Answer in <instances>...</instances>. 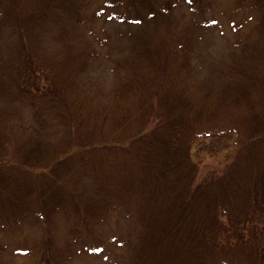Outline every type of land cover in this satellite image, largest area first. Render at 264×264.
<instances>
[{"label":"trees","instance_id":"16d2710c","mask_svg":"<svg viewBox=\"0 0 264 264\" xmlns=\"http://www.w3.org/2000/svg\"><path fill=\"white\" fill-rule=\"evenodd\" d=\"M7 1V9L1 10L0 5V14L8 15L9 41L16 40L9 46L16 54L13 57L21 60L19 51H23V98L33 101L36 112L44 106L50 120L73 127L78 135L67 136L59 145V156L56 145L43 144L41 136L28 148L14 149L6 159V133L0 125V218L7 212L13 222L21 215L14 213L19 209L26 216L37 211L43 223H54L58 211H70L93 236L90 246L94 252L105 251L109 257L115 247L133 244L132 264H264V135L259 132L264 130V98L258 105L246 100L249 85L264 93V72L254 63L261 49L248 45L216 70L215 81L200 83L191 79L190 71L198 66L193 59L201 56L200 43L218 23L210 13L213 0L148 2L134 22L144 24L142 29L122 32L131 44L123 57L113 55V86L107 90L90 76L89 85H71L69 95H56L55 90L69 80L57 78L51 60L58 66L64 60L51 52L46 59L51 63L44 68L29 56L36 29V10L31 8L38 0ZM247 2L256 8L264 29V0ZM141 4L137 0L136 8L141 9ZM68 6L63 4V14L58 6L48 4L45 12L56 13L57 20L76 18V10ZM185 8L190 17L184 20L177 11ZM0 33L7 39L2 29ZM69 34L72 30L65 24L58 35ZM62 40L66 47L72 45L74 55L69 54L66 63L68 77L93 64L97 52L92 46L84 45L81 50V42L73 37ZM13 57H9L12 65ZM40 69L44 71L38 73ZM9 74L13 71L0 76L11 78L7 86L12 91L20 87V76L16 79ZM28 79L32 82L27 86L24 80ZM41 79L47 82V96L30 89H39ZM64 103L68 107L62 108ZM246 104L250 110L242 114L238 107L243 109ZM8 119L4 117L3 122L12 126ZM244 121L247 126L242 131L239 124ZM216 133L240 137L242 147L234 144L232 148L236 157L244 152L246 159L234 157L223 172L197 182L194 144ZM54 156L57 161L47 169ZM13 157L17 161L8 163ZM33 201L38 205L34 211L30 210ZM114 212L117 222L131 219L133 233L131 225L128 229L117 226L102 231L97 239L94 233L109 224ZM254 215L258 217L252 223ZM77 227L60 249L63 253L59 255L56 249L53 264L71 259L69 250L75 237L78 240L82 235ZM52 246L48 238L45 248Z\"/></svg>","mask_w":264,"mask_h":264},{"label":"rangeland","instance_id":"374dc122","mask_svg":"<svg viewBox=\"0 0 264 264\" xmlns=\"http://www.w3.org/2000/svg\"><path fill=\"white\" fill-rule=\"evenodd\" d=\"M110 1L112 0H38L31 8L33 12L36 10L34 13L36 23L34 42L31 45L32 51L30 50L31 53L29 54L32 61L40 63L42 67L46 68L51 63L47 62L46 59L53 52L55 58L63 59L65 62L63 66H58L51 60L52 69L57 73V78L67 77V80H69L66 85L63 83L60 90H55L56 95L60 93L69 95L71 85H77L81 88V85L90 81V76L94 79L97 78L96 80L102 83L107 90L109 87L111 88L115 81V75L112 71L113 55L116 58L121 55L123 57L127 52L128 45L131 44L130 37L125 36V34L122 35V32L125 33L128 29H131L135 33L140 28L142 29L144 24L134 23L139 18L137 17L140 14L139 10H146L148 2L153 4L157 3L158 0H142L144 4H141V9L136 8L137 0H120L115 5H109L108 2L110 3ZM7 3V0L0 1L1 10L7 9L5 8ZM67 3H69L68 7L76 10V18L57 20L59 15L45 12L49 9L48 4H50V8L58 6L64 14L63 4L67 6ZM160 5L162 4L160 3ZM211 7L210 13L218 19V23L209 30L205 39L199 45L201 59H193L198 66L193 67L192 73L190 71L191 79L215 81L217 79L216 72L221 66H224V62H230L233 57L244 51V48H247L248 45L253 46L255 49H261V51L257 50L258 53H255L254 63H256L258 69L264 72V29L261 28L257 19L258 12L256 8L247 0H213ZM104 9H106L105 12ZM187 9L177 11L178 15L180 12L184 20L188 16L190 17L189 12L186 11ZM114 12L117 14H114ZM60 14L62 15V12ZM7 19L8 15L0 14V30L2 29L7 34V39L0 35V75L1 72L6 70L7 72L13 71V74L9 75L16 79L20 76L18 83H21V85L20 89L15 87V90L10 91L7 83L11 81V78L8 75L0 76V125L2 131L6 133V146L8 147V155L5 158L9 159V156L14 154V149H18L19 146L28 148L41 136L44 138L40 140L43 144L50 143L49 145L52 147L56 145V156H59L60 150H62L59 145L66 142L67 136H77V131L73 127L57 125L54 120L49 119L50 114L45 112L44 106L39 107L38 112H36V105L33 101L31 102L27 96L23 98V51H19L21 60L13 57L16 54H12L9 46H11L10 41L16 42V40L9 41L11 36L7 31ZM65 24L72 30V34H69L70 36L58 35L59 31L64 29ZM12 35L14 36V34ZM63 37H73V41L81 42V45L78 46L81 50L85 49L84 45H90L97 52V57L88 68L81 69L74 61V72H77L79 68V74L72 73L70 77L66 74L70 70L66 63L70 61L68 57L69 54L73 55V49L72 45L71 49L69 46H65L62 40ZM58 55H61V57H58ZM9 57H13V65L10 64ZM65 65L66 68H64ZM43 71L40 69L38 73ZM183 81L184 79L180 82ZM31 82L32 80L29 81V79L24 80L27 86ZM44 83L47 82L42 80L39 89L31 86V91L37 90L34 92L38 95L46 94L47 96L49 89L48 85L45 86ZM246 89L250 90L246 100L254 102L255 105H258L264 98V93H258L256 86L249 85ZM65 103L62 108L68 107ZM136 104H138V100L134 103V105ZM57 106L60 107L59 104ZM238 108L239 111H242V114L250 110L247 104L243 109L242 107ZM4 117L11 119L13 125L4 123ZM236 120L239 121V118L236 117ZM50 123L52 126H50ZM151 125H154V120H151ZM239 125L244 131L247 121ZM259 132L261 136L264 135V130L260 129ZM242 134L245 137L246 132H242ZM31 137L32 139H30ZM242 143L240 137L231 135L220 137L217 133L196 142L193 149V155L199 163L196 181L199 182L211 176L212 173L223 172L229 162L236 157L232 145L242 147ZM57 158L55 156L51 157V163H47L46 168L48 169L52 163H55ZM236 158L245 160L246 155L243 152ZM16 161L17 159L13 157L8 163ZM56 175H59V172ZM36 181L38 182V180ZM84 181L86 184L88 178H85ZM89 182L91 183L90 180ZM30 207V210L33 209L32 211H34L37 210L38 205L33 201ZM14 213L15 215L18 213L21 215L16 217L18 219L13 222H11L12 215L7 212L5 216L0 218L2 224L0 228V264H53L56 249H58L59 255L63 253L60 249L64 246V242L71 237L74 226H78L76 230H81V238L77 240L75 237L74 247L69 250L71 259L65 260L61 264H132L133 262V244L130 246L127 242L123 246L115 247L114 252L109 257H107L105 251L100 254L94 252L90 246L93 236L91 233L85 232L84 225L70 211H58V214L54 217V223L53 221L43 223L42 220L36 217V215H39L37 211L28 213L30 216L23 215L19 209H16ZM117 215L114 212L109 224H102V227H98V232L94 233L97 239L101 237L102 231L117 226L129 228L131 219L121 218V224L117 225L120 222H117ZM254 216L251 218L252 223H255L256 217H258L257 215ZM123 222H126V226H123L125 225ZM132 228L133 224L129 228L131 232ZM48 238L49 243L53 245L51 249L49 247L48 249L45 248ZM19 251H23V253ZM45 257H49L51 260H47Z\"/></svg>","mask_w":264,"mask_h":264}]
</instances>
